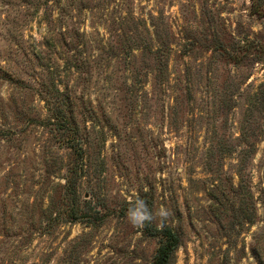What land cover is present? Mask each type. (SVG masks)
I'll return each mask as SVG.
<instances>
[{
	"label": "rangeland",
	"instance_id": "rangeland-1",
	"mask_svg": "<svg viewBox=\"0 0 264 264\" xmlns=\"http://www.w3.org/2000/svg\"><path fill=\"white\" fill-rule=\"evenodd\" d=\"M256 4L0 0V264H149L162 224L170 264H264Z\"/></svg>",
	"mask_w": 264,
	"mask_h": 264
},
{
	"label": "trees",
	"instance_id": "trees-1",
	"mask_svg": "<svg viewBox=\"0 0 264 264\" xmlns=\"http://www.w3.org/2000/svg\"><path fill=\"white\" fill-rule=\"evenodd\" d=\"M251 5L254 8V11L258 12L259 8L256 7V0H251ZM54 117H58L57 121L58 123H66V126H68V131L66 132V141L69 143V147H72L74 142H79V149H82V144H80L81 139L78 136V132L75 131V129H72L70 126L71 118H65L66 115L61 110L58 111V113H53ZM65 119H67L65 121ZM74 154V160L77 161L73 166H70L68 168V175L65 179L64 186L66 187V191L69 194L75 195V179L83 175L84 170L82 168L84 167L83 161H84V151L81 150L80 152H73ZM83 171V172H82ZM77 176L74 179H72V176ZM68 213V212H67ZM82 213V212H81ZM81 213H79L78 209H71L69 211V217L70 220H75L81 217ZM146 231L149 235L155 236L157 238V245L154 251V254L152 256L151 261L149 264H170L172 255L174 251L176 250L177 246L179 245V236L173 228L168 224H162L161 226H146Z\"/></svg>",
	"mask_w": 264,
	"mask_h": 264
},
{
	"label": "clouds",
	"instance_id": "clouds-1",
	"mask_svg": "<svg viewBox=\"0 0 264 264\" xmlns=\"http://www.w3.org/2000/svg\"><path fill=\"white\" fill-rule=\"evenodd\" d=\"M132 216V222L134 224H140L142 223L145 219L150 218L149 214L147 213L146 209L144 208L143 202H139V208L136 213L130 214Z\"/></svg>",
	"mask_w": 264,
	"mask_h": 264
}]
</instances>
